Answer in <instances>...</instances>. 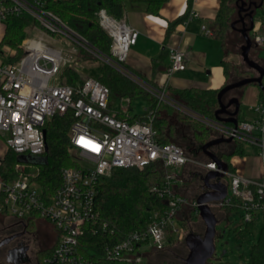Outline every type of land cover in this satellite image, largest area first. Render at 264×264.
I'll return each instance as SVG.
<instances>
[{"label":"built area","instance_id":"obj_1","mask_svg":"<svg viewBox=\"0 0 264 264\" xmlns=\"http://www.w3.org/2000/svg\"><path fill=\"white\" fill-rule=\"evenodd\" d=\"M12 15L28 16L33 29L60 35L68 47H55L42 35H35L24 37L19 44L22 54L13 62L9 61L13 49L5 46L0 51L4 57L0 58V161L8 150L26 158L15 162L8 180L0 175V214L10 215L13 224L25 228L32 221L35 225L40 220L51 224L53 249L43 260L45 263L99 264L82 253L79 241L86 230L97 232L107 228V223L99 219L97 185L115 168L142 169L159 160L167 170L162 181L152 184L149 191L165 199V207L149 211L143 229L130 230L121 240L105 245L101 257L139 264L142 255L162 251L170 242H183L188 232H194L190 211L198 214L196 197L204 190L202 178L208 171L217 170L215 161L204 154L188 152L177 143L160 142L153 110L147 109L145 115L133 121L115 117V113L129 116L128 108L119 103L100 77H82L72 85L65 81L66 69L77 72L82 50L125 72L121 63L135 44L138 31L123 16L117 18L99 9L98 23L110 37L111 56H107L45 8V0H9L0 4V23ZM252 41L264 47V34H253ZM4 48L9 54H4ZM183 69V52L171 47L164 80L160 89L154 90L158 101L167 100L166 81ZM252 110L255 117L238 120L234 132L231 123L203 119L214 129L213 137H229L233 132L232 140L223 143L239 140L257 150L261 161L259 178L240 174L230 160L231 169L227 164L221 177L210 179L212 183L220 181L226 185L222 199L207 203L210 209L214 214L225 208H230L229 212L241 209L243 223L253 222L258 211L264 216V104L258 101ZM66 111L74 117L67 133V148L77 153L78 165L61 167L59 184L46 195L37 180L39 162L33 160H42L46 150L42 132L45 123ZM215 154L223 160L220 152ZM194 174L200 187L193 192L191 187V193L185 195L178 182L188 181Z\"/></svg>","mask_w":264,"mask_h":264},{"label":"trees","instance_id":"obj_2","mask_svg":"<svg viewBox=\"0 0 264 264\" xmlns=\"http://www.w3.org/2000/svg\"><path fill=\"white\" fill-rule=\"evenodd\" d=\"M126 1L143 2L147 12L158 14L161 5L167 0H45V8L60 16L72 29L85 37L100 54L111 56L109 51L110 37L99 25L97 11L103 8L110 15L119 18L123 15ZM233 1L220 0L215 17L217 23L216 35L222 40V43H224L223 32L228 26L229 29L236 30L229 23L234 10L231 4ZM250 1L259 2V0H246V3ZM6 2L8 3L9 0H0V4H6ZM262 6L263 3L260 7ZM30 22L31 19L26 15L6 16L4 19L5 28L0 39V51L5 46L14 50V54L9 57V61H15L22 54L19 44L26 36L25 28ZM80 54L83 59L99 60L95 55L83 50ZM99 61L100 78L111 89L113 95L119 99L129 100L137 94L144 95L147 101V109L154 111L156 136L160 142L177 143L176 137H181L184 141V144L182 143L185 146V148L183 147L184 150L196 154L202 153L200 146L210 140L215 133L214 129L203 119L215 120L214 111L218 107L216 94L219 89L213 91L194 87L178 89L166 86L167 100L158 101L152 93L140 87L116 65ZM229 66L230 61H222L223 73L226 79L229 77ZM232 67L235 71L239 69V66ZM248 72L250 70L238 71L239 77L247 76L246 73L248 74ZM65 75V81L70 85L82 79L80 74L72 69H66ZM262 85L263 88L258 86V101L264 104V82ZM114 116L127 121L141 118L136 114L125 116L123 113H115ZM73 119L72 112L66 111L62 115L55 114L44 125L46 150L43 153L42 161L38 163L39 174L37 180L46 195H49L59 184V170L61 167L78 165V162L72 158L67 148L69 144L67 133ZM179 145L181 144L179 143ZM245 153L244 143L234 140L228 143L227 149L220 152V157L231 169L230 157L235 154L242 156ZM18 157L11 150H8L1 159L0 175L4 180L12 177L13 166L18 161ZM166 170L162 162L158 160L144 166L142 169L115 168L109 176L101 179L97 185L96 205L99 211V219L101 222L107 223V228L105 231L98 230L97 232L86 230L80 237V250L85 256L97 260L99 264H128L102 258L103 247L121 240L130 230L143 229L147 213L165 207V199L157 198L149 191V187L152 184H159ZM225 209L230 210V208ZM252 223H244L243 228H239L238 231H250ZM27 229L31 232L35 231V223L33 221L29 222ZM52 249L53 243L40 252L42 264H47L43 260L50 256ZM249 264H264V227L256 242L251 245Z\"/></svg>","mask_w":264,"mask_h":264},{"label":"crops","instance_id":"obj_3","mask_svg":"<svg viewBox=\"0 0 264 264\" xmlns=\"http://www.w3.org/2000/svg\"><path fill=\"white\" fill-rule=\"evenodd\" d=\"M219 5L220 0H167L161 5L158 14H151L146 11L145 3L126 1L122 16L138 31V36L122 62L124 73L154 95V90H159L164 80V72L169 64V49L176 47L184 54V69L174 72L168 78L165 89L166 86H170L178 89L194 87L216 91L226 83L232 82V79L229 77L226 79L223 73L222 61H229L233 53L226 49L225 44L216 35L215 17ZM262 8H264V0ZM257 9L253 13V27L248 33L251 40L253 34L264 30V15L257 19L254 17ZM202 25L204 29L201 28ZM261 48L253 43L251 49L256 51L257 62L264 66ZM230 93L240 102L237 119H253L255 114L252 106L258 102L259 87L255 84H247L242 89H233L224 96L225 101L228 100ZM114 97L117 98L115 95ZM117 99L123 106H127L129 115H139L130 112V101L125 104L126 99ZM220 145L227 149V143L215 146ZM211 151L216 152L212 147ZM245 155L235 154L230 160L240 174L253 179L259 178L261 161L256 148L254 155L248 157Z\"/></svg>","mask_w":264,"mask_h":264},{"label":"rangeland","instance_id":"obj_4","mask_svg":"<svg viewBox=\"0 0 264 264\" xmlns=\"http://www.w3.org/2000/svg\"><path fill=\"white\" fill-rule=\"evenodd\" d=\"M246 2V0H243ZM234 7L233 13L231 15V19L229 21L230 24L233 23L234 28L236 30L229 29V26L224 30L223 32V40L224 44L226 46V49L233 53L230 61V66L228 68L229 70V78L232 79V81H235L237 79L242 78L239 77L238 71H249L247 76H253L256 75V72L254 70L248 69L245 65V63L242 61L240 57V46L243 42L242 35L239 32V28L241 27L240 24L234 23L238 17V11L241 7L240 0H234L231 3ZM262 15H264V8H258L257 12L255 14V19L260 18ZM32 21V20H31ZM228 23V25H229ZM33 23H29V25L25 28V35L26 36H34V35H42L44 40L48 42L49 44L55 46V47H63L67 48L68 45L66 44L64 38H61L60 35H49L46 34L40 30L33 29ZM5 25L4 23H0V38L1 35L4 32ZM259 33L264 34V30L260 31ZM25 36V37H26ZM5 49V48H4ZM3 49V50H4ZM4 52L5 55L9 54L8 49H5ZM255 50L251 49L250 51V58L252 60H256L255 56ZM260 53L263 55L264 58V48L262 47L260 50ZM11 54V53H10ZM80 57H82L80 55ZM0 58L2 57V54H0ZM232 66H239L238 71H235ZM100 69V61L99 60H92V59H83L77 61V72L80 74L81 77H91V78H98L100 77L99 73ZM245 74V73H244ZM246 77V76H243ZM231 82V81H230ZM232 93L228 94L227 98L232 97ZM130 101V112L131 113H137L139 115H145L147 112V101L143 94H137L135 95ZM127 104V100L124 102ZM125 106V105H124ZM126 107V106H125ZM233 109V106L230 107V110ZM241 119V117H240ZM180 132V131H178ZM176 142L181 144L182 147L185 148L183 138H177ZM225 146H214L212 147L213 150L216 152H220L224 150ZM245 151L246 155L245 157H248L249 155L255 154V148L249 143H245ZM69 154L72 156V158L76 161H78V155L74 151L68 150ZM180 171V169H179ZM184 172H188L187 168L184 169ZM183 183H179L180 186L183 184L184 190H180L185 195L188 193H191L190 187L195 191L200 187V182L197 178V175L194 174L190 180L182 181ZM187 182V183H186ZM187 185H190L187 186ZM190 189V190H189ZM190 209L187 208V212H189ZM241 209L231 210L230 212L226 209L219 210L216 212V217L218 218V222L216 223V235L214 238L215 243V252L214 256L211 258L210 261H212L210 264H249V253L251 245L256 242L257 237L259 236L262 228L264 227V216L260 211H258L255 214V219L252 223V229L250 231H238L239 228H243V220L241 217ZM189 214V213H188ZM190 221L193 224V231L195 233H199L200 235L204 232V223L200 219L198 214L192 213L190 211ZM36 224V234L32 237L36 241L32 240L30 241V248L32 249V252L36 250V243L38 242L43 247H49L53 243V235L50 232V228L52 229V226L47 221H37ZM12 218L10 215L6 214H0V239L5 236L14 235L17 232H15L16 228L11 226ZM53 230V229H52ZM18 234V233H17ZM46 234H51V240L48 242L46 239ZM18 235H16L17 238ZM10 240L7 244L0 247V255H3V253H6L15 243L16 239ZM22 239V238H21ZM24 239V238H23ZM48 242V244L46 243ZM187 247L183 242H170L169 245L164 248L162 251L159 252H148L141 256V262L140 263H149V264H183V259L187 255ZM208 264V263H207Z\"/></svg>","mask_w":264,"mask_h":264},{"label":"water","instance_id":"obj_5","mask_svg":"<svg viewBox=\"0 0 264 264\" xmlns=\"http://www.w3.org/2000/svg\"><path fill=\"white\" fill-rule=\"evenodd\" d=\"M240 2L241 7L239 8L238 15H240V12L242 10L249 9L248 25L243 22L242 26L238 29L244 40V42L240 46V56L245 65L249 69L254 70L256 72V75L242 77L235 81L228 82L224 86H222L216 94L218 107L214 111L215 120L224 123H231L234 125L233 132L238 121L236 116L239 111V100L237 97L232 96L228 98L227 101H225L224 96L231 90L240 88L250 83H255L260 88H263L262 83L264 77V66L259 62L252 60L249 56V51L252 48L253 43L250 35L248 34L253 27V13L262 5L263 0H259V2L250 1L247 3L246 8H242V5L245 3V1L241 0ZM240 18L242 20L241 15ZM231 26H233V23L231 24ZM231 106H233V109L230 110ZM42 132L45 135L46 130L43 129ZM233 132L229 137L220 136L211 138L200 146V151L214 160L218 168L217 170L208 171L202 178V188H204V190L197 195L196 202L199 217L205 226L204 232L202 235L195 232H188V234L185 236L184 244L187 247L188 252L186 257L183 259V264H207V262L214 256V238L216 235V223L218 222V219L207 203L210 201L222 199L226 194V185L220 181L212 183L210 182V179L214 177H221L223 171L227 169V163L221 160L213 151H211V147L223 142H230L232 140L231 136ZM24 160H26L24 156L18 157V161ZM41 161L42 160H33L34 163ZM16 235L18 234L16 233L14 235L1 238L0 247L10 242V240L16 237ZM8 252H11V250H9Z\"/></svg>","mask_w":264,"mask_h":264},{"label":"flooded vegetation","instance_id":"obj_6","mask_svg":"<svg viewBox=\"0 0 264 264\" xmlns=\"http://www.w3.org/2000/svg\"><path fill=\"white\" fill-rule=\"evenodd\" d=\"M246 7H247V3L245 2L242 5V8H246ZM248 10L249 9H244L240 12L242 20L240 18V15H238V19L236 20V23L240 24V26H242L243 22L247 25L248 19H249ZM11 226L16 228L15 232L18 233V237L14 238L16 239V243L9 249L11 250V252H8L9 251L8 250L6 253H3V255H0V263L2 264H42L40 260V252L42 250L47 249L48 246L41 248L40 244L37 242L36 250L35 252L34 251L32 252V249L30 248V241L31 239L36 241L35 239L32 238L36 234V231L31 232L29 229L25 227H21L17 223L12 224ZM46 239L49 242L51 240V234H46ZM48 242L46 243L48 244ZM210 260L207 262L208 264L212 262Z\"/></svg>","mask_w":264,"mask_h":264}]
</instances>
